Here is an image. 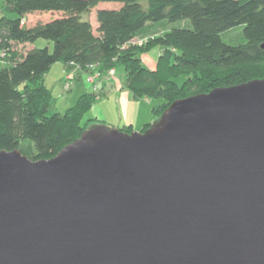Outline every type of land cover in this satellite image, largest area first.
Wrapping results in <instances>:
<instances>
[{
	"label": "water",
	"instance_id": "1",
	"mask_svg": "<svg viewBox=\"0 0 264 264\" xmlns=\"http://www.w3.org/2000/svg\"><path fill=\"white\" fill-rule=\"evenodd\" d=\"M0 264H264V77L0 151Z\"/></svg>",
	"mask_w": 264,
	"mask_h": 264
},
{
	"label": "trees",
	"instance_id": "2",
	"mask_svg": "<svg viewBox=\"0 0 264 264\" xmlns=\"http://www.w3.org/2000/svg\"><path fill=\"white\" fill-rule=\"evenodd\" d=\"M2 11L0 151L18 149L32 160L49 159L92 125L105 124L85 120L97 102L92 91L64 113H49L54 95L45 80L55 63L98 78L122 67V85L134 98L159 101L152 109L157 119L177 99L264 77L249 70L264 65V0H6ZM45 12L51 14L44 19ZM182 20L191 27L173 25ZM238 26V41H225ZM38 39L52 41L53 51L28 49ZM156 47L149 67L144 54ZM117 128L133 131L131 124Z\"/></svg>",
	"mask_w": 264,
	"mask_h": 264
},
{
	"label": "rangeland",
	"instance_id": "3",
	"mask_svg": "<svg viewBox=\"0 0 264 264\" xmlns=\"http://www.w3.org/2000/svg\"><path fill=\"white\" fill-rule=\"evenodd\" d=\"M50 14L51 13L49 12H45L40 16L45 19V17H48ZM94 14L95 11L89 15L91 16L90 20L91 22L97 23V19L95 21L93 19ZM6 15L9 17H15V14L13 13H7ZM173 25H175L176 27H191V22L189 20H182L176 22ZM96 26L97 25L95 24V27ZM242 33H243V27L238 26L230 30L228 33L224 34V40L229 43H236ZM35 45L38 47H46L49 45L51 51H53L54 48L53 42L46 39H38L35 42ZM159 52H160V47H156L151 52L145 53L144 64L149 67H153L155 65V62L157 61ZM64 70H65L64 63H55L52 66L51 70L48 72L47 78L45 80L46 85L49 86V88L52 90L54 95V99L49 110L50 114H53L55 112L64 113L68 107L74 105V103L78 99L75 97L76 96L80 97L82 91L81 86L78 87V83L76 82L78 73L87 72L88 76L86 78L87 81L91 84L89 85L91 91L95 92V96L97 99L96 104L100 105V109L102 110L100 111V116H99L100 120L97 119V117H95V115L97 114L96 109H91L85 116V120L88 118H92V119L95 118V121L103 122L105 123V125L112 127H121V128L124 126H128L130 121H132L133 131H141L143 125L145 124V123L142 124L143 120H147L148 122L153 123L157 119L152 109L154 108V104L159 102L158 100L155 101L145 100L140 98H134L132 96L131 97L132 99L127 104V100H125L122 97V93H120V91L113 92L110 94L111 90L117 88L116 84H112L109 87L108 89L109 94H108L104 90L99 89V83L98 81H96V79L98 78L97 74L92 73L91 71L76 70L75 78L73 77L72 79H70L69 77H67V74H65L64 79L60 80V78L64 74ZM249 70L251 72V75L253 76L262 75L264 73V65L262 64V65L252 66ZM118 75H119L118 77H120L121 79V84H123L122 81L124 80L125 72L122 67L118 68ZM83 83L86 84L85 81H83ZM95 85L98 86L99 90L95 91ZM123 89H125V87ZM63 96H65V98L62 100Z\"/></svg>",
	"mask_w": 264,
	"mask_h": 264
},
{
	"label": "crops",
	"instance_id": "4",
	"mask_svg": "<svg viewBox=\"0 0 264 264\" xmlns=\"http://www.w3.org/2000/svg\"><path fill=\"white\" fill-rule=\"evenodd\" d=\"M6 0H0V16H2V14H3V11H2V8H3V4H4V2H5ZM91 17V16H90ZM94 21L96 20V13L94 14ZM97 25V23L96 22H92V24L94 25V27H95V24ZM28 45V49H30V48H33V47H35L36 45L35 44H27ZM74 69H76V68H74ZM69 70H70V67H69V65H65V70H64V74H63V76L60 78V80H62V79H64V76H65V74L67 73V72H69ZM77 72H79V71H77ZM88 76V74H87V72L86 73H84V72H79L78 73V76H77V80H76V82L78 83V87H80L81 86V94L82 93H84L85 91H91V88H90V86L89 85H91L88 81H87V77ZM119 75H118V71L116 70V73H115V75L113 76V77H108V78H105V77H101V78H97L96 79V81H98V83H99V88H100V90H104L105 92H109V87L112 85V84H116L117 86V88L116 89H114V90H111V92H110V94L111 93H113V92H119L120 91V93H122V97L125 99V100H127V104L130 102V100L132 99L131 97H132V95H131V93L127 90V89H123L124 87L122 86V84H121V79H120V77H118ZM46 78H47V76H46ZM83 81H85L86 82V84H84L83 83ZM59 83V82H58ZM49 87V86H48ZM109 94V93H108ZM107 94V95H108ZM106 95V96H107ZM66 97H68V96H66ZM65 98V96H63L62 97V100ZM75 98H78V96H76ZM76 100V99H75ZM97 103V102H96ZM95 103V105L93 106V108L92 109H96V112H97V114L95 115V117H97V119H99V116H100V111L102 110V109H100V105H98V104H96ZM126 107V106H125ZM126 117H127V115H126ZM100 120V119H99ZM146 122H148L147 120H143V122H142V124H146ZM132 125V121H130V123H129V125Z\"/></svg>",
	"mask_w": 264,
	"mask_h": 264
},
{
	"label": "built area",
	"instance_id": "5",
	"mask_svg": "<svg viewBox=\"0 0 264 264\" xmlns=\"http://www.w3.org/2000/svg\"><path fill=\"white\" fill-rule=\"evenodd\" d=\"M93 69V68H92ZM76 71V70H75ZM74 70L70 71L68 74H67V77H69L70 79H72L73 77L75 78V72ZM97 75H99V73H95ZM115 75V69H111L109 71V77H113Z\"/></svg>",
	"mask_w": 264,
	"mask_h": 264
}]
</instances>
